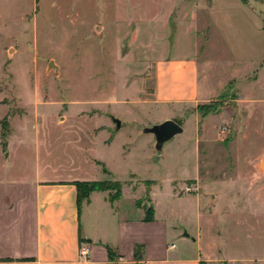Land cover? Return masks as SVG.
<instances>
[{
    "label": "rangeland",
    "instance_id": "374dc122",
    "mask_svg": "<svg viewBox=\"0 0 264 264\" xmlns=\"http://www.w3.org/2000/svg\"><path fill=\"white\" fill-rule=\"evenodd\" d=\"M238 1L256 15L213 0L230 18L222 38L207 0H0L1 145L13 132L18 171L39 160L50 173L135 184L145 216L155 207L175 228L174 252L191 243L181 234L200 229L209 248L201 264H264V197L253 193L264 194V74H251L264 48V31H256L264 0ZM190 54L219 94L197 105H154L156 62ZM165 116L183 133L160 153L143 130ZM106 192L111 203L121 195Z\"/></svg>",
    "mask_w": 264,
    "mask_h": 264
},
{
    "label": "crops",
    "instance_id": "0c3cea01",
    "mask_svg": "<svg viewBox=\"0 0 264 264\" xmlns=\"http://www.w3.org/2000/svg\"><path fill=\"white\" fill-rule=\"evenodd\" d=\"M234 1L238 8L253 12L244 3ZM207 3L208 21L221 37V24L230 18L213 8V0ZM186 17L184 13L183 20ZM256 31H264L262 24ZM202 62L193 54L156 62L154 105L175 108L206 103L216 97L219 93L210 86ZM257 65L251 74L263 75L264 48ZM230 82L235 85V78L221 91ZM165 120L173 119L165 116ZM12 135L13 132L2 147L0 129V264H201L209 259V248L201 244L200 229L195 237L180 235L187 241L191 239L186 250H171L174 245L168 242L176 237L175 228L155 207L152 218L146 219L140 203L142 192L135 184L122 185L120 198L113 203L108 200V192H91L78 213L74 183L96 180L89 173H50L47 162L39 160L34 170L18 171L16 157L10 152ZM253 193L262 203V190ZM192 197L194 216L200 219L201 197ZM81 243L88 246L85 258L79 255ZM138 246L142 248L140 261L134 259Z\"/></svg>",
    "mask_w": 264,
    "mask_h": 264
},
{
    "label": "trees",
    "instance_id": "16d2710c",
    "mask_svg": "<svg viewBox=\"0 0 264 264\" xmlns=\"http://www.w3.org/2000/svg\"><path fill=\"white\" fill-rule=\"evenodd\" d=\"M233 86V82H230L228 86ZM1 139L2 141L7 137V131L3 130L6 127L5 122L1 123ZM4 144V143H3ZM5 146V144H4ZM3 146V147H4ZM114 184H111L108 181H96V182H76L74 183V186L76 188V204H77V210L78 213L80 212L81 208V203L83 201H86L90 195L91 192L94 191H107V190H115L116 196L115 198H118L120 195V189H121V184L119 182H113ZM148 216H146V219L150 220L152 218V208L149 207L146 211ZM141 246L136 247L134 251V259L136 261L141 260Z\"/></svg>",
    "mask_w": 264,
    "mask_h": 264
},
{
    "label": "water",
    "instance_id": "95a60500",
    "mask_svg": "<svg viewBox=\"0 0 264 264\" xmlns=\"http://www.w3.org/2000/svg\"><path fill=\"white\" fill-rule=\"evenodd\" d=\"M53 67L52 63L48 65V68ZM116 130L120 128V122L116 119L113 120ZM183 133V128L172 120H165L159 124L153 125L143 130V134H150L155 139V150L160 152L164 143L170 141L175 136ZM262 167V166H261ZM148 191V190H147ZM183 237L188 238V234L184 233Z\"/></svg>",
    "mask_w": 264,
    "mask_h": 264
},
{
    "label": "built area",
    "instance_id": "2783aa9c",
    "mask_svg": "<svg viewBox=\"0 0 264 264\" xmlns=\"http://www.w3.org/2000/svg\"><path fill=\"white\" fill-rule=\"evenodd\" d=\"M185 190H186L187 192L190 191L189 188H186ZM172 247H173V246H172ZM79 255H80V257H82V258H85V257L88 255V246H87V245H85V244H83V243L80 244Z\"/></svg>",
    "mask_w": 264,
    "mask_h": 264
},
{
    "label": "bare ground",
    "instance_id": "6f19581e",
    "mask_svg": "<svg viewBox=\"0 0 264 264\" xmlns=\"http://www.w3.org/2000/svg\"><path fill=\"white\" fill-rule=\"evenodd\" d=\"M261 166L263 167L264 166V163H262Z\"/></svg>",
    "mask_w": 264,
    "mask_h": 264
}]
</instances>
